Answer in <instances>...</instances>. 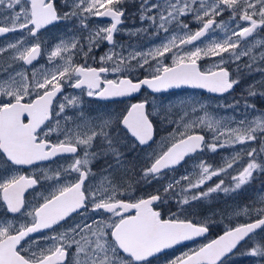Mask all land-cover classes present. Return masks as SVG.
I'll return each mask as SVG.
<instances>
[{
  "label": "snow or ice",
  "instance_id": "6c2138e0",
  "mask_svg": "<svg viewBox=\"0 0 264 264\" xmlns=\"http://www.w3.org/2000/svg\"><path fill=\"white\" fill-rule=\"evenodd\" d=\"M126 4H135V12L126 15ZM225 13L227 20L217 19ZM137 16L140 28L121 27ZM188 17L199 25L196 30L185 22ZM94 18L110 23L90 26ZM73 20L75 25L68 28L71 35L60 38L51 49H42L38 35L42 29ZM17 31L24 36L0 47V57L8 52L13 61L0 71V207L5 213L0 218V264H153V258L165 250L208 233L211 221L193 222L185 215V206L208 200L213 193H237L264 176V109L250 101L264 97V40L256 41L262 50L255 53L247 39L264 32V0H63V7H58L57 0H0V36ZM162 32L165 35L158 44L143 50L116 40L120 33L153 39ZM104 43L109 47L97 59L95 50ZM42 54L48 65L31 67ZM243 57L249 59L241 64ZM205 59L211 64L202 70L198 62ZM16 62H22L21 66L16 67ZM141 69L146 73L143 78L138 75ZM255 72L261 77L246 86V95L230 103L219 101L218 108L234 114L207 122L210 139L196 130L205 126L202 117L199 123L182 126L166 115L161 117V122L174 126L169 133L171 146L148 152L137 180L155 181L152 192L138 198L126 196L110 180L98 187L89 179L95 175L90 165L102 157H111V162L105 161V171H132L135 165L121 150L126 135L135 141L130 150L150 148L154 142L151 117L175 105L155 103L153 96L132 103L126 114L97 120L85 114L84 97H131L145 87L164 94L185 86L223 97L233 95L241 80ZM178 103L206 107L201 101ZM69 109L76 110L74 117ZM253 143L259 146L252 147ZM238 144L247 147L225 158L226 166L214 168L200 160L197 179H190V173L172 175L186 157ZM57 158H69L70 163L61 164L51 175L20 171ZM213 177H219L218 181L204 187ZM45 181L51 182L52 190L46 195L37 191L39 199L27 201L25 194ZM169 202L177 208L162 218L156 206ZM258 204L234 213L242 212L250 222L227 227L217 239L167 264H229L237 255L264 264V237L258 236V230L264 232V194L258 196ZM76 216L79 221L74 220ZM65 224L70 226L64 229ZM36 233L43 235L33 236Z\"/></svg>",
  "mask_w": 264,
  "mask_h": 264
},
{
  "label": "flooded vegetation",
  "instance_id": "af4514ba",
  "mask_svg": "<svg viewBox=\"0 0 264 264\" xmlns=\"http://www.w3.org/2000/svg\"><path fill=\"white\" fill-rule=\"evenodd\" d=\"M57 5H58V7H63V0H57ZM125 7L127 8L126 15H128V13L135 12V9H136L135 4H126ZM222 18L223 17H220L219 19H222ZM94 19L96 21H98L99 23H101V22H104L105 24L110 23V21L108 19H105V18H100V19L94 18ZM67 23L68 22H60L59 24L50 25V26H48L47 29L41 30V33L38 35L40 36L41 41H42V49L44 47L51 49L52 46L55 45L60 38L66 37ZM130 23H131V25L129 27H132L133 29L140 28L142 26L139 18H135V20H130V19L126 20L125 23L123 25H121V27L126 28ZM95 26H96V24H95ZM55 30H59L58 31L59 33L56 34ZM85 34H87V33H85ZM122 35L123 36H121L120 34H117L116 40H118V36L121 37L120 41H123L124 45L140 46L141 44L146 42V39H147V36H143V35H135V36H129L126 34H122ZM23 36H24V32H20V31L5 35V36L0 38V47H4L8 43H12L14 41H17L18 39L22 38ZM49 36H52L53 39L49 40ZM252 37H255V35ZM248 38H250V37H248ZM45 41H46V44L44 43ZM28 42L31 43L32 41L29 40ZM108 47H109V45L107 43H104L100 46V48L98 50H95V55H96L97 59L99 58L100 55L104 54V52L106 51V49ZM253 52H255V48L253 49ZM1 58H3V60L0 61V71H3V69L5 67H7V65L12 64L13 61L11 60V57H10L8 52H5L3 54V56L0 57V59ZM74 59L82 63V60L79 57H76ZM248 59H249L248 57H243L239 63L243 64V63L247 62ZM21 63L22 62H16V67H20ZM198 63L200 64V66L203 70L204 69L203 64H201L200 62H198ZM39 65H46V66L48 65V62L45 59V56L43 54L41 55V57L37 61H34V64L31 67H37ZM93 66H99V65L93 64ZM31 67H29V73L31 72ZM229 70L230 71L232 70V66H229ZM138 75L141 78H143V76L146 75V73H144L143 69H141L140 72L138 73ZM108 78L109 79H115L116 76L115 75H109ZM253 80H255V73H253L251 75H246L241 80V83L233 89V95H229V94L225 93L223 97H220L217 94L209 93L207 90H204V89H193V88L181 89V90H170L168 93H164V94L155 93L154 94V93H152V91L150 89H148L146 87L143 88L140 93H134L131 97H118V98H111V99H99V98L84 97V111H85V114L89 116V111L86 110V107L91 108V110H93V111H95L99 107L102 109V113H101L102 117L108 118L109 116H111L113 114H117V115L126 114V110L130 107V105L132 103L142 101L146 98L149 100H152L153 96L156 97L155 101H157V99L159 97H164L165 95L173 94V93H176L178 91H187L193 96L198 95V96H201L202 98H206V99H218V98H220V99L224 100V98H226V97L236 98L237 96L241 97L242 94L246 95L245 88L248 84L252 83ZM66 91L70 92V93H74V94H78V92H79V90H73V89H66ZM89 101H91V102H89ZM250 101L252 103H255V97L250 98ZM67 111H68L69 115H71L73 117L75 116L76 110L69 109ZM149 111H153L151 106H149ZM229 112H232V110L230 109ZM118 113H120V114H118ZM92 117L95 118V115H92ZM159 117H161V116H159V114H157L155 112H154L153 116L151 117L153 124H154V131H155L154 142L158 138V135L160 133L159 119H158ZM62 138L63 137L61 136V139ZM206 138H207V136H206ZM51 139L53 141H55V139H56L55 133H53ZM126 140H127V143L122 146V148H121L122 151H125V148L127 149L132 143H135L133 138H131L130 134L126 135ZM154 142H152L151 145H153ZM96 143L98 144L99 141H97ZM146 148H148V147H144V149H146ZM167 148L165 150H167ZM139 149H143V148L139 147ZM162 151H164V150H162ZM199 154H201V153H197V155H199ZM193 158L194 157L186 158V163H184L183 166L177 167L176 171L172 175L177 176V175L181 174L183 171H186L187 166L191 163ZM127 159L129 161L131 160L129 158H127ZM106 160L111 162V157H102L100 159L93 161V163L90 165L91 170L95 175L90 176L89 179L93 180V183L96 184L98 187H103L109 180L113 184L115 182H117V178H116L114 171H118V170H107V171H105L104 169H105V161ZM67 163H70L69 158H64V159L57 158L55 162H44L39 168L29 169L27 167H22L20 169V171L22 174H28V175L33 174V171L37 174H39L40 172H47L48 174L51 175L53 173V171L56 170L61 164H67ZM135 165L139 166V168L134 169L132 171H126L124 169H119V172H123L124 178H126L130 182L131 185H132V174H133V172H134L135 177L139 178L140 168L144 166V164H137V163ZM127 180H125V183H122L123 185H125L126 190L123 192L121 191L122 193H125L126 196H135L136 198H138L139 196L146 195L147 193L153 191V190L144 189L145 185H143V186L138 185V187H137L138 189H134V190L129 189L130 184L128 183ZM140 183H142V182H140ZM51 190H52L51 182L45 181V182H43L42 186H38L37 189H30L29 192L25 194V198L27 201L35 202L34 197H36L37 191L46 195L48 193V191H51ZM36 199H39V198L36 197ZM173 204L174 203L171 202V203H168L167 205L156 206L157 210L161 211L162 218H168V216L171 214V212L176 210L177 206L173 205ZM195 209H196L195 206H191L190 210L188 209L189 214L187 217L189 219H192L193 222L208 219L205 216H196V210ZM200 214H205V213L200 212ZM4 216H5V213L3 212L2 207H0V218H3ZM7 218L13 219L10 215L7 216ZM181 218H184V217H181ZM251 219H255V216L251 217ZM74 220L79 221L80 217L76 216V217H74ZM245 222H250V219H248L247 221H244V222H238L237 219L232 218L229 220V222H226L224 225L222 222H220V223L211 222L209 231L206 235H204L200 238H197L195 240H192L188 243L182 244L180 246H176L172 249L165 251L164 253L160 254L158 258H153V264H163V260L165 258L170 257L173 254H176L180 250H183L186 248L188 249V251L195 250V249L199 248L200 246L209 243L210 241L215 239L217 236L222 234L226 230L227 227L234 226L238 223H245ZM69 226H70V224H65L64 229L68 228ZM64 229H60V230L63 231ZM40 235H43V233L33 234V236H40ZM259 235H260V231L258 230V236ZM40 243H41V246H43L44 241H41ZM229 264H253V259L249 258V257L237 255V256H233L229 260Z\"/></svg>",
  "mask_w": 264,
  "mask_h": 264
},
{
  "label": "rangeland",
  "instance_id": "374dc122",
  "mask_svg": "<svg viewBox=\"0 0 264 264\" xmlns=\"http://www.w3.org/2000/svg\"><path fill=\"white\" fill-rule=\"evenodd\" d=\"M135 18L137 17H133L130 18V20H135ZM220 17H218L217 19L219 20ZM186 23H189L190 27L193 30H196L199 25L194 22L190 17L188 18H184ZM222 19L227 20V13H225V15L223 16ZM132 22V21H131ZM76 21L73 20L71 21V23H67V27H66V37L67 38L69 35H71V33L68 32V28L72 25H75ZM98 21H96L95 19H93L90 22V26L95 27L96 25H104V22L99 23ZM147 23V22H145ZM131 25V23L126 27L127 29H133L132 27H129ZM59 30H55V33L58 34ZM153 30L150 28L149 29V33H151ZM80 36H84L86 35L85 33H77ZM122 34L124 33H120L121 36H123ZM165 33H161L160 36H157L153 39H149L147 37L146 42H144L143 44H141L139 47L140 50L146 49L152 45L158 44L160 42L161 39H163ZM120 38L118 36V40L121 44H123V41H120ZM53 39L52 36H49V40ZM207 39V37L205 38ZM248 41L250 42L248 44L249 47H251L252 49L255 48V53H258L262 50V46L257 44L256 41L257 40H264V32H260L258 34L255 35V37H250L247 38ZM15 42V41H14ZM198 43V42H197ZM54 46V45H53ZM244 45H242L243 47ZM108 49V48H107ZM106 49V50H107ZM227 55V54H225ZM218 59V58H217ZM3 58L0 59V61H2ZM201 64H203V67L206 68L207 66H209L211 64V60L205 59V60H201L199 61ZM154 63V62H153ZM165 63H170V61L165 60ZM46 66V65H45ZM261 77V74L259 72H255V80H259ZM240 97H236V99H239ZM201 101L203 102L206 107L205 108H200L198 104H192V103H187V104H179L178 101ZM221 99H206V98H202L201 96H193L191 95L189 92L187 91H178L176 93L173 94H169V95H165L164 97H159L157 99V101H155V103H160L161 101H163L165 104L168 101H172L174 103V107H172L170 110L166 109V108H161L160 109V114L159 116H163L166 115L169 119L173 120V121H179L181 126L185 123H191L193 121H196L197 123H199L200 118L202 117L205 121V126H203L202 128H197V131H203L204 133H206L207 138L206 139H210L212 136V132L206 127V124L208 121L211 120H216V119H220L221 117H229L231 115H233V112H229V110H224L222 108H218L217 104L219 103ZM233 100V98L231 97H226L224 98V102L225 103H230ZM91 102V101H89ZM264 97H255V104L257 105L258 108L260 109H264ZM195 107L196 111H192V108ZM209 109V110H208ZM86 110L89 111V116L92 117V115H95V118L97 120H99L102 115V109L101 108H97L95 111L91 110V108L86 107ZM185 112H187L188 114L185 115ZM120 114V113H118ZM113 115H117V114H113ZM237 120L240 118L239 114H235ZM161 117H159V128H160V133L158 135V138L155 140L154 144L151 145V147L146 148V149H139V147H137L135 150H130V146L126 149L125 148V153H126V157L131 159L130 161L135 165L137 164H145V156L148 152H152L153 150H155L156 152H161L162 150H165L167 147H169L172 143V139L169 136V133L173 132L174 130V126L172 124H168V123H164L161 122ZM183 118V119H182ZM230 126H235V124H232ZM221 139H224V137H221ZM252 147H258L259 145L257 143H253L251 145ZM247 147V145H235L234 147H226L223 149L218 150L216 153H212L208 150H205L204 153L197 155L196 157H194L191 161V163L187 166V170L183 171L181 174L174 176V177H180L182 175H185L186 173H190V179L195 180L198 178V169H197V164L199 163L200 160H203L206 164H210L212 165L214 168H219L221 166H226V162H225V158H230L234 152H238L240 151L242 148ZM244 159H246V156L244 157ZM241 163H243V159L240 161ZM238 165H234V167H237ZM139 166H136L133 168L134 169H138ZM229 171L231 172L232 170L229 169ZM116 178H117V182H115V185L120 186V191H125V185H123L122 183H125V180H127L126 178H124V174L123 172H119L118 171H114ZM171 178V177H169ZM219 179V177H213V179L211 181H208L204 187H207L209 185H214L215 182H217ZM138 177H135L134 172L132 174V185L130 184V182L128 181V183L130 184V188L129 189H138V185H145L146 190H153L157 184L155 181H153L152 184H145V183H137ZM262 182H264V176H261L259 179L254 180L252 182L251 185H245L239 192L237 193H232L231 195H226L223 193H213L212 196L208 199V200H199L194 202L191 206H195L196 207V216H205L206 218H208V220H210L211 222L215 223V222H222L223 225L226 222H229L230 219L235 218L237 219L238 222H244L247 221L249 218L247 216H245L242 212L239 215H235L234 213L237 210L243 209L245 206H248L249 209H251V207L255 204L256 206H260L258 204V196L260 194H264V187H262ZM229 180L225 179V184H228ZM136 185V186H135ZM171 203V202H169ZM173 205H176V203H174ZM191 206H185L186 208V213L185 215L188 216L189 214V210ZM189 209V210H188ZM200 212H204L205 214H200ZM184 217V216H181ZM256 218V217H255ZM259 237H264V232H260ZM188 249H183L178 251L176 254L171 255L170 257H167L163 260V264H166L168 262V260H171L172 258L181 255L184 252H187Z\"/></svg>",
  "mask_w": 264,
  "mask_h": 264
},
{
  "label": "water",
  "instance_id": "95a60500",
  "mask_svg": "<svg viewBox=\"0 0 264 264\" xmlns=\"http://www.w3.org/2000/svg\"><path fill=\"white\" fill-rule=\"evenodd\" d=\"M8 34H10V33H8ZM7 35V34H6ZM0 37H2V36H0ZM183 88H189L188 86H185V87H183ZM151 90V89H150ZM152 91V90H151ZM154 133H155V131H154ZM207 234V233H206ZM205 234V235H206ZM222 235V234H221ZM220 236V235H219ZM218 236V237H219ZM202 237V236H201ZM218 237H216L215 239H217ZM197 238H200V237H196L195 239H197ZM195 239H193V240H195ZM190 241H192V240H189V241H185V242H183L182 244H185V243H188V242H190ZM182 244H180V245H182ZM180 245H176V246H180ZM175 246V247H176ZM167 250H169V249H167ZM167 250H165V251H167Z\"/></svg>",
  "mask_w": 264,
  "mask_h": 264
}]
</instances>
